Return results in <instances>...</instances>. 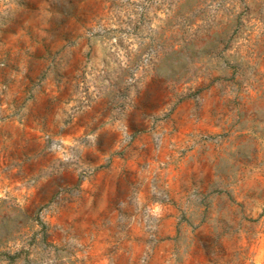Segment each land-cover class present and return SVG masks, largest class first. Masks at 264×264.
Instances as JSON below:
<instances>
[{
  "label": "rangeland",
  "instance_id": "374dc122",
  "mask_svg": "<svg viewBox=\"0 0 264 264\" xmlns=\"http://www.w3.org/2000/svg\"><path fill=\"white\" fill-rule=\"evenodd\" d=\"M72 27L98 96L145 115L0 124V264H264V0H0V80Z\"/></svg>",
  "mask_w": 264,
  "mask_h": 264
},
{
  "label": "built area",
  "instance_id": "2783aa9c",
  "mask_svg": "<svg viewBox=\"0 0 264 264\" xmlns=\"http://www.w3.org/2000/svg\"><path fill=\"white\" fill-rule=\"evenodd\" d=\"M75 46L76 43L71 42L64 47L48 45L47 48L56 50L69 48L70 54L66 56L64 53L61 55L50 52V55L42 59L39 69L22 68L12 79L0 80V124L10 122L27 132L51 129L60 115L59 111L53 112V117L49 120H37L39 118L30 113V104L38 92L53 101H63L66 104V122H70L79 110L92 106L99 95L96 86L98 82L95 83L92 68L93 59H86L85 65L88 68L85 73L82 72L78 83ZM130 79L134 80L133 77ZM72 84L76 85L75 88ZM78 95L80 104H77Z\"/></svg>",
  "mask_w": 264,
  "mask_h": 264
},
{
  "label": "crops",
  "instance_id": "0c3cea01",
  "mask_svg": "<svg viewBox=\"0 0 264 264\" xmlns=\"http://www.w3.org/2000/svg\"><path fill=\"white\" fill-rule=\"evenodd\" d=\"M75 29L73 27L71 29H64L58 32V34L55 36V41L50 40V36L53 37V34L51 31L48 30H30L29 33L32 36H40L45 37L46 39L42 41V46H48L53 45L57 47H64L66 42V36L72 34ZM70 32V33H69ZM57 38V39H56ZM53 39V38H51ZM73 43V42H71ZM76 46L75 48H78L79 42H75ZM77 66H76V77L78 76V83L80 82V77L82 74V61L80 63V58H77ZM73 88H75L76 85L72 84ZM114 92L108 88V90L101 94V96L97 99H95L92 102V106L90 108H84L78 111L76 116L70 121L66 122V116H65V110L67 108L66 104L63 101H53L49 98H47L43 93H36L34 101L30 104V113L33 114L36 118H39L37 120H46L51 119L53 117V112L59 111L60 115L57 119H55V124L51 128L55 129V133H58L60 135H66L70 136L73 139H76L78 137V131L80 128H92L95 126L96 120L103 119L101 121L102 125H109V123L112 121L111 118H113L112 115L116 114L118 112L114 107H112L111 103H114L115 105V98H114ZM80 95H78L77 104H80ZM152 108V107H151ZM121 110V106H118V110ZM119 110V111H120ZM119 119L114 120V126L119 125V123H125L127 125L130 123L133 125L137 121H141L144 118V113L142 110H135L130 113H124V116L119 113ZM46 118V119H45ZM139 125V123L137 124ZM121 126V125H120ZM69 127L70 131H66L65 128ZM118 140V137L116 138H109V145H113ZM120 140V139H119ZM154 136L153 132L149 130L148 128L146 131H143L139 135H137L134 140L131 142V144H141V145H151L153 143ZM71 206L68 207V211H70L73 215H76L77 218H81L84 215V209L85 206L88 205V208L90 210V216L92 218H96V214L105 207L106 204H70ZM103 206V207H102ZM106 209V207H105Z\"/></svg>",
  "mask_w": 264,
  "mask_h": 264
}]
</instances>
